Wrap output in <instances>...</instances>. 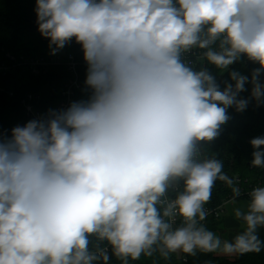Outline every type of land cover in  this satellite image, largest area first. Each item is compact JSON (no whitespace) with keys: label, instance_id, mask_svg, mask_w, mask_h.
<instances>
[{"label":"clouds","instance_id":"1","mask_svg":"<svg viewBox=\"0 0 264 264\" xmlns=\"http://www.w3.org/2000/svg\"><path fill=\"white\" fill-rule=\"evenodd\" d=\"M34 11L51 55L80 45L86 98L0 130V264L259 252L264 186L233 209V240L206 226L216 182L230 203L242 189L204 146L230 109L264 105V0H35ZM250 144L264 168V136Z\"/></svg>","mask_w":264,"mask_h":264},{"label":"trees","instance_id":"2","mask_svg":"<svg viewBox=\"0 0 264 264\" xmlns=\"http://www.w3.org/2000/svg\"><path fill=\"white\" fill-rule=\"evenodd\" d=\"M34 9L35 0H0V63L8 62V54L27 60L54 56L50 54L48 40L38 31ZM68 54H73L78 59L83 58L80 45L74 41L56 55L65 61ZM198 55L194 51L186 58L196 64ZM64 63L59 66L49 65L38 76L28 68H17L6 76H0V130L10 135L13 127L23 126L29 121L21 105L22 99L29 94L35 96L36 107L40 110L48 111L56 106L69 77ZM234 67L241 66L238 64ZM251 67L253 65L248 64L245 71ZM79 74L83 88L77 93V100L86 98V70L81 69ZM243 95L246 96L247 93ZM229 116L230 119L222 126L218 138L204 146V153L220 159L224 172L229 177L240 180L238 185L242 189V195L237 200L248 201V191L256 186H264V168L251 166L253 148L250 144L251 139L264 136V105L256 107L254 103L250 104L242 113L230 109ZM231 200V188L223 181H217L208 207L213 210L220 207L224 209V205ZM220 218L213 216L209 219L205 223L208 229L215 233L219 231L222 223ZM260 239L264 241V228L260 229ZM109 264L121 262L112 256ZM129 264H264V246L259 252L230 256L197 252L196 255L182 253L180 256L173 253L164 258L159 253H154L152 256L142 255L136 261L130 260Z\"/></svg>","mask_w":264,"mask_h":264},{"label":"built area","instance_id":"3","mask_svg":"<svg viewBox=\"0 0 264 264\" xmlns=\"http://www.w3.org/2000/svg\"><path fill=\"white\" fill-rule=\"evenodd\" d=\"M8 62L0 63V76H6L10 72H14L17 68H28L32 71V73L35 76L40 75L41 70L43 68H46L49 65L52 66H59L62 64V62H65L63 65L67 68V71L69 73V77L67 79V82L65 84L64 90L61 94V99L58 101L56 106L53 109H61L67 107L72 101L77 100V93L82 90L83 85L81 82L80 77V70L85 69L86 70V63L84 62L83 58L78 59L73 54L67 55V60L62 61L59 55H54L50 58L47 57H41L38 59H32L27 60L24 58H16L15 56H12L10 54L7 55ZM9 63V64H8ZM36 98L33 94L27 95L24 99L21 101V105L23 106L25 113L29 120L38 118L41 115L47 113V111L40 110L36 107ZM238 182H240L239 179H237ZM230 202V201H229ZM227 202V203H229ZM226 203V204H227ZM225 204V205H226ZM224 205V206H225ZM206 209L208 211V217L205 221V223L211 219L213 216L215 218H220L222 212L224 209L222 207L217 208L215 210L208 207V204L206 205Z\"/></svg>","mask_w":264,"mask_h":264},{"label":"rangeland","instance_id":"4","mask_svg":"<svg viewBox=\"0 0 264 264\" xmlns=\"http://www.w3.org/2000/svg\"><path fill=\"white\" fill-rule=\"evenodd\" d=\"M247 203V201H239V200H236L235 203H227L225 206H224V210L221 214V218L220 220L222 221L221 223V228L219 231L216 232V234L223 240H233L235 235L242 231L243 230V224L241 221L237 220L233 214V209L237 206H240V207H243L245 204ZM226 220H232V226L227 229L226 225H225V221ZM179 256L182 254V252L180 253H177ZM217 255H224V254H221L219 252L216 253ZM226 256H230V255H226Z\"/></svg>","mask_w":264,"mask_h":264},{"label":"crops","instance_id":"5","mask_svg":"<svg viewBox=\"0 0 264 264\" xmlns=\"http://www.w3.org/2000/svg\"><path fill=\"white\" fill-rule=\"evenodd\" d=\"M225 222H226L225 225L227 226L226 228L229 229L232 226L233 221L232 220H229V221L226 220ZM258 235L260 237V229H258Z\"/></svg>","mask_w":264,"mask_h":264}]
</instances>
